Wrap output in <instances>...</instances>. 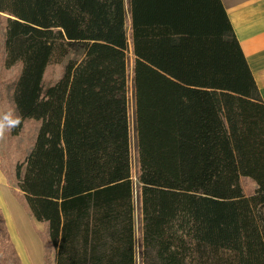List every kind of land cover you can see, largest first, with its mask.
I'll return each mask as SVG.
<instances>
[{"label": "trees", "instance_id": "trees-1", "mask_svg": "<svg viewBox=\"0 0 264 264\" xmlns=\"http://www.w3.org/2000/svg\"><path fill=\"white\" fill-rule=\"evenodd\" d=\"M0 15L18 69L7 178L45 226V264L137 263L131 82L142 264H264V102L222 0H0Z\"/></svg>", "mask_w": 264, "mask_h": 264}, {"label": "rangeland", "instance_id": "rangeland-1", "mask_svg": "<svg viewBox=\"0 0 264 264\" xmlns=\"http://www.w3.org/2000/svg\"><path fill=\"white\" fill-rule=\"evenodd\" d=\"M125 2H126V5H128V0H125ZM127 11H128V8H127ZM4 19L5 18L2 15H0V116L6 114L9 111L15 113L13 104H12V95H13V82L18 73V69L13 70V71H7L4 67V43H5V31H4V24H3ZM128 26H130V22ZM128 31H130L129 27H128ZM76 57L77 55L71 54L64 61L62 65H52L51 67H49L47 70V74H46V85L56 81L62 75L66 64L70 60L76 59ZM129 59H130V65L132 66L133 55H132L131 48H130V53H129ZM130 75H131V72H130ZM134 105H135L134 95H133L132 82H131V85H130L131 135L130 136H131V149H132L133 184H134V190H135V230H136V257H137L136 264H142V260H141L142 220L140 217L141 214H140L139 205H138L139 182H138V164H137V158H136L137 140H136V134H135ZM9 131L10 130L6 131L3 136H0V183L3 184V186H0V187L2 188V191H4V193L5 192L7 193V189H6V186H7L11 194L13 195V197L17 200V203H19L17 197L14 195V191L16 192V184L11 178H7L8 177L7 174L10 173L11 164L13 162V159L8 154L9 145H11V137H10ZM33 132H34V127L33 126L28 127L26 133H24L21 138L16 139V146H23V147L30 146V144L32 143L31 140H32ZM242 186L247 194H250L254 190L253 184L248 180H243ZM7 199L11 202L13 201L18 206V204L14 200L9 198L8 196H7ZM2 200H3V195L0 192V204L1 205L3 202ZM0 211H1V215H0V264H22L17 254V251L10 240V237H8L7 234H6V237L3 236L4 235L3 230H4V227H6V225H5L4 219H3L4 225H2L1 223V217L4 218V214L1 209ZM5 214H6V218L8 220V224L10 225L11 232H12L13 221L10 219L7 209L5 210ZM38 224L39 223L37 221L32 220L33 230L38 236V242L41 244L43 248V255H44L45 243L41 239L40 234L45 232V226L41 223H40L41 226ZM13 231H14V226H13ZM14 236L17 242V237L16 235ZM10 242L13 245L15 251L9 250ZM34 242L37 245L36 241ZM33 249L34 251H32L31 253H33L34 255L39 253V249L37 251L35 246L33 247ZM43 259H44V256H43Z\"/></svg>", "mask_w": 264, "mask_h": 264}, {"label": "crops", "instance_id": "crops-1", "mask_svg": "<svg viewBox=\"0 0 264 264\" xmlns=\"http://www.w3.org/2000/svg\"><path fill=\"white\" fill-rule=\"evenodd\" d=\"M222 3L229 16L236 37L241 45L264 102V0H222ZM6 189L7 193L2 191L4 195L2 205L0 204V209L4 214L5 225L10 240L17 251L21 263L45 264L43 259V248L38 242V236L32 227L33 219L26 213L24 208L17 203V200L13 197L7 186ZM6 195L18 204L21 213L26 218L39 248V253L36 255L30 252L29 241L20 236L18 229L14 232L12 225L11 232L5 214V210L9 209V200ZM38 225L41 226L40 223ZM14 235L18 238L22 249H20L18 240L16 242Z\"/></svg>", "mask_w": 264, "mask_h": 264}, {"label": "bare ground", "instance_id": "bare-ground-1", "mask_svg": "<svg viewBox=\"0 0 264 264\" xmlns=\"http://www.w3.org/2000/svg\"><path fill=\"white\" fill-rule=\"evenodd\" d=\"M0 186H3V184L0 183ZM0 192L2 193V195H4L1 187H0ZM7 212L9 214L10 219L13 221L14 231H16V229H18L20 236H22L23 238H25L26 240L29 241L30 252L34 251V249H33L34 246H35L36 250L38 251V249H39L38 245H36L34 242L35 239L32 235V232L30 230L28 222H27L25 216L21 213V210L19 209V207L13 201L12 202L9 201V209H7ZM17 240H18V238H17ZM18 245H19L20 249H22V246H21L19 240H18Z\"/></svg>", "mask_w": 264, "mask_h": 264}, {"label": "clouds", "instance_id": "clouds-1", "mask_svg": "<svg viewBox=\"0 0 264 264\" xmlns=\"http://www.w3.org/2000/svg\"><path fill=\"white\" fill-rule=\"evenodd\" d=\"M18 124V117L13 112L9 111L6 114L0 116V136L11 128L16 127Z\"/></svg>", "mask_w": 264, "mask_h": 264}]
</instances>
